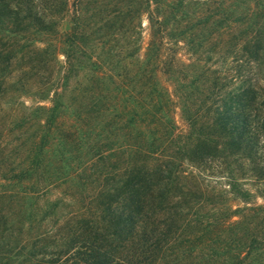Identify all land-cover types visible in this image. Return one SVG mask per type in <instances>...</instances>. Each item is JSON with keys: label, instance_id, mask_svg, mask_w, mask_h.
<instances>
[{"label": "trees", "instance_id": "1", "mask_svg": "<svg viewBox=\"0 0 264 264\" xmlns=\"http://www.w3.org/2000/svg\"><path fill=\"white\" fill-rule=\"evenodd\" d=\"M9 1L0 0V99L24 28L53 31L67 47L55 84L38 91L43 103L32 105L6 132L0 128V203L20 196L25 207L18 204L16 215L22 218L15 231L12 215L0 205V264H159L165 255L182 254L181 247L184 254L208 257L206 262L264 264V226L254 220H264V203L253 204L257 197L264 200V0H213L205 16L202 8L209 0H192L198 7L191 26L211 21L203 39L212 41L202 55L205 41L195 43L192 37L188 60L165 51L179 41L169 42L174 40L167 34L169 20L160 18L161 40L152 38L146 47L154 52L113 89L103 80L107 71L95 68L97 59L84 57L79 9L70 28L62 30L60 8H21ZM152 2L150 14L162 8L161 1ZM164 2L185 10L189 0ZM26 46L32 55L45 52L33 43ZM216 46L220 64L213 57ZM85 68L93 74L78 88L76 78ZM19 82L11 85L18 90ZM67 90L70 100L64 98ZM78 98L81 104L72 106ZM177 108L185 130L178 125ZM98 116H110L104 126L109 135L89 125L88 119ZM14 127L18 131L7 139ZM72 144L87 148L89 165H72ZM221 169L229 172L226 193L242 205L226 208L223 217L198 219L192 234L180 236L182 225H174L176 212L166 209V197H180L176 190H182L184 180L198 187L202 176H214L205 171ZM235 170L257 187H241ZM92 181L97 186L87 192ZM67 198L80 207L65 211L72 206ZM50 215L60 222L56 233L42 227L33 232V223L43 224ZM235 227L240 235H233ZM224 228L230 233L220 242ZM23 229L26 238L16 235Z\"/></svg>", "mask_w": 264, "mask_h": 264}, {"label": "rangeland", "instance_id": "2", "mask_svg": "<svg viewBox=\"0 0 264 264\" xmlns=\"http://www.w3.org/2000/svg\"><path fill=\"white\" fill-rule=\"evenodd\" d=\"M159 1L162 3V8H160L159 11H153L151 14L148 12V0H11L9 3L11 6L21 8H25L27 6H33L38 9L60 8L62 11V14H60L62 15V19L58 22V27L62 30H68L70 28L72 23L71 19L75 10L79 9L81 14L79 23L83 34L81 45L84 57L88 56L93 59H97L100 65L95 68H101V70L107 71L108 76H105L103 80L110 86V88L113 89L121 80L125 79L122 77L123 75H127V73H134V71L138 69L140 64L138 61H141L145 58V56L154 52L153 50L150 51L149 49H146V47L152 38L158 43L161 40V33L158 30L159 28L156 23V21H160V18H168L169 20L167 28L169 31L167 34L171 37V39H174L169 40V42L175 40L179 41L178 45L171 42V48L165 51L169 53L175 52L178 57H182L185 60H188L190 54H192V37L193 41L198 43L204 38V34H206L208 29L211 27V21H209L192 28V12L196 11L198 7L192 3V0H189L187 9L185 10H176V7L167 5L164 0ZM151 3H153L152 0ZM214 5L215 3H213V0H209V3L202 8V15H208L211 12V9L214 8ZM173 15H175V17H173ZM52 21H54V19ZM21 24L23 25V23L19 22V25L23 27ZM24 29L27 31L20 32L21 34L17 36L18 41L16 43V47L18 49V53L7 68L8 71L6 72H8L9 75L7 79L9 81L5 83L6 87L3 92V98L0 99V128L4 127L5 132L10 129V127H13L14 123L27 113L32 105L41 101V99L38 98L41 86L42 88L47 89L49 84H51V87H53V83L55 84L56 82L55 76L60 73V66L64 62L62 51H64L65 47H67L66 44H61L60 40L63 37L55 32L53 33V31H35L36 28L33 27ZM215 37L216 35L213 37V42ZM210 40L212 41L211 38ZM210 40L209 42L204 39L202 40V42L205 41L203 43L204 45H202L199 49V52H201V54L203 53L202 55H207V53H204V50L209 48ZM31 43L45 49V52L34 55H32V52L26 53V45ZM22 44L23 48H20V45ZM217 46L216 49L213 50L214 60L216 59L215 61H217V58L221 53V49L217 48ZM163 51L164 49L161 52ZM21 55L25 56L21 57ZM217 62L218 64L221 63L220 60ZM218 64L214 63L213 65ZM92 74L93 72L87 68L83 70L81 69L79 71L78 78H76L78 88L86 84L88 79L87 77ZM48 78H50V82ZM19 79L20 82L17 83V87L19 89L17 90L11 84L17 82ZM74 83L75 81L72 80L71 85H74ZM71 96V90H67L64 98L70 100ZM80 104L81 101L78 98L75 102H73L72 106L77 107ZM180 116V110L177 108L176 119L178 125L180 128L185 130L186 122L184 118ZM109 117L110 116H98L96 119H88V123L95 128V133L101 131L102 134L109 135L107 128H104L106 120ZM85 123L86 122H84V124ZM16 128L17 127H14L12 130L13 132L10 131L6 133L7 139L13 137L16 131H18ZM91 138H93V135ZM88 142L91 143V139H89ZM11 148L12 145H9L5 147L4 150H11ZM57 148V146L54 147V156L55 149ZM69 148L73 149V152L71 153L73 157V160L71 161L73 166H77L78 164L80 166V163H85L84 166H87L91 163V159L86 160L88 157L86 147L79 148L72 144ZM19 153H22L23 155L25 152L20 151ZM17 159L22 160L20 157ZM82 166L83 165H81V167ZM231 168L234 169L232 165L229 169ZM91 169L92 167L87 168L85 174L89 175L91 173ZM218 171L223 172L218 173ZM78 172L81 173V169H78ZM235 172L238 173L237 181L241 187L245 186L246 188L252 190L257 187L258 183L245 178L246 176H244L243 172L238 170H235ZM228 173V169L205 171V174H211L214 176L205 177V179L204 176H202L198 182V187L194 186L196 183L195 181L184 180V187L182 190H176V193L181 194L180 197H172L170 195L168 196L169 198L166 197L164 203L166 209L171 208L172 213L176 212L173 214V218L176 222H174V225H182V227H180L181 229L177 232L180 233V236L186 237L187 235L192 234V231H195L198 227L196 223L200 224V222L197 221L198 219L204 222L205 219L207 220V218L215 215L223 217L226 213V208L230 209L229 207L232 206L233 209H235L238 204H241V201L238 199H235L234 197L229 198L230 194L228 195L225 191L228 189L226 184V181L228 180L225 176L228 175ZM91 177H93V174ZM75 181H77L76 177L73 181H67L66 183L69 184L70 182ZM80 181L84 182L83 180ZM96 186L97 183L92 181L91 184L88 185L89 190L87 192L92 191L93 187ZM189 189H191V191H188ZM53 194H55V191ZM17 198H19V200H3L0 203L5 212H7L8 215H12V223L14 224L15 231H17L19 226H21V222L19 224V221H21L22 218L21 214L16 215L18 204H20L19 207L21 209H25L20 196ZM67 199L72 206H68L65 211L80 207L79 203L76 202L77 200L72 201L70 198ZM256 203L262 204L264 203V200L257 197L253 204ZM178 206H183V208H179ZM12 211L14 212L13 214ZM41 213L42 211L38 213L37 218L41 215ZM55 216L56 215H50L44 223L40 225H38L37 222H34L33 232H35V229L37 230V227H42L41 229H49L51 232L56 233L55 231L58 229L57 226L60 225V222L54 223ZM203 218L204 220H201ZM239 218V215L234 216V219ZM254 220L258 227L261 228L264 226V220L262 222L259 221V218ZM26 232L27 231H24L23 229L21 233L19 232L16 235L21 238H23V236L26 238L28 236L26 235ZM229 233L230 229L224 228L222 234L219 235L220 242L227 239ZM233 233H235L233 234L234 236L240 235L239 228L235 227L233 229ZM178 239L179 238L177 237L174 243H178ZM179 250L182 254H178L177 256L173 253L165 255L162 257V260L159 261V264H223V261L220 259H217L214 262H206L208 257L202 258V256L198 257L192 254H184L182 247L179 248ZM22 264H25V262H22ZM26 264H28V262H26Z\"/></svg>", "mask_w": 264, "mask_h": 264}]
</instances>
